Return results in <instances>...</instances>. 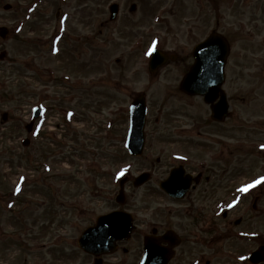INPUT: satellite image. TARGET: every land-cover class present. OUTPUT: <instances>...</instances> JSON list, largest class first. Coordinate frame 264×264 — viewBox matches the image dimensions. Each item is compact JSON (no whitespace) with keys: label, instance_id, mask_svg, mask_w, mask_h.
I'll return each mask as SVG.
<instances>
[{"label":"rangeland","instance_id":"rangeland-1","mask_svg":"<svg viewBox=\"0 0 264 264\" xmlns=\"http://www.w3.org/2000/svg\"><path fill=\"white\" fill-rule=\"evenodd\" d=\"M112 1L121 3L122 12L110 23L107 6ZM1 3H9L12 8L4 10L0 5V26L9 27L15 35L0 38V51H6V57L0 61V264L6 260L7 264H38L41 256H45L38 244L47 240L53 241L47 248V263L54 264V259L59 257L60 264H93V259L76 246V230L86 217L79 218L74 228L70 227V218L65 219V227L56 232L63 235L55 240L39 232L40 224L33 228L32 224L7 223L9 215L3 210L4 203L8 198H17L16 208L9 212L11 216L37 207L36 203H48L43 201L48 191L32 182L38 180L41 162L46 159L62 178L61 203H70L75 197L95 211L117 207L116 174L126 168L133 175L149 165L142 157H129L122 147L128 128V106L140 92L145 93L148 104L146 141H214L215 137L216 141L238 147L233 185L241 188L264 177V44L244 49L238 40L236 64L227 66L229 80L223 85L230 96L231 116L218 126H201L204 120L201 98L182 95L174 73L168 70L171 61H166L168 69L161 66L155 72L157 75L151 77L148 71V52L153 42L155 47H167L169 0H1ZM131 3L136 4L132 14L128 11ZM243 9L250 7L237 0H201V11L210 16L217 10L223 25L234 19L227 16L229 12ZM58 11L64 14V34L68 36L61 37L57 43L60 49L53 54V43L64 22L57 21ZM123 20L141 21L140 27L131 31V37H127L126 30L119 32ZM258 35L255 40L264 38V29ZM86 38L90 45H86ZM26 61L30 66H26ZM34 67H39L41 75L33 73ZM49 69L56 76L67 73L72 81L61 83L50 78ZM75 76L79 84L72 86ZM36 106L47 109L45 119L42 118L45 128L43 132L27 134L24 126ZM25 138L31 141L28 146L22 145ZM155 155L152 152V158ZM18 174L29 177L31 185L25 190L21 188L14 196H2L15 184ZM263 184L264 181L259 184V190L240 200L232 211L234 217L241 216V223L229 226L227 239L220 238L209 248L201 240V251L205 252L201 264L206 260L209 264H244L241 257L233 256L264 240ZM149 187L150 183L134 190L130 182L124 184L126 205L123 206L134 212L137 228L123 245L127 252L115 251L103 264L139 263L142 254L139 232L149 228L146 223L154 222L155 213L160 211H155V207L167 202ZM257 193H260L257 209L252 210L250 206ZM225 194L223 188L217 193L219 197ZM175 207L172 214L169 211L160 214V220L168 218L184 232L190 216L184 213L181 203ZM207 210L210 207L204 208V213ZM215 223L211 228L201 229V238L227 227L222 221ZM24 229L28 230L21 240L17 232ZM233 232L241 238H236ZM247 232H252V238L246 236ZM196 246L199 244L186 243L182 247L189 251V254L184 251L183 264H192L196 259ZM189 249H194L193 253Z\"/></svg>","mask_w":264,"mask_h":264},{"label":"flooded vegetation","instance_id":"flooded-vegetation-1","mask_svg":"<svg viewBox=\"0 0 264 264\" xmlns=\"http://www.w3.org/2000/svg\"><path fill=\"white\" fill-rule=\"evenodd\" d=\"M237 1L243 2L246 6L250 7V9H243L239 12L236 10L231 11V13L229 12L227 16H229L230 19H234L229 20L228 25H223L220 20V18H223L218 14L217 10L211 12L210 16H207L204 10L201 11V0H169V17L167 18L166 23L168 42L166 44L167 47L162 48V50L168 55L167 62H171L169 63L170 69H168L166 65L162 67L173 72L175 80L179 82L194 62V47L201 43V40L206 39L211 34H220L226 40L228 50L224 57L225 82L229 80L227 66L236 64L235 58H237V52L235 44L238 40L243 43L244 49L252 47L251 45L264 44L263 37L259 38L258 41L254 39L256 36H259L258 34L260 31L264 29V0ZM59 16L60 12L57 13V18H59ZM209 18L210 20H207ZM127 20L122 21L119 32L125 33V30H129V33L131 34V31L134 30V28L140 27V20L136 23L135 21ZM86 45H90V42L86 41ZM222 55L221 51H217L213 53L214 57L212 58L215 60H221ZM25 64L26 66H30V63L27 61ZM32 71L33 73L36 72L35 69ZM40 72V69H38L36 72L37 75ZM232 72L234 73V71ZM63 74H65V72L57 76L59 77L58 81L61 83H69L67 79L68 76ZM154 75L157 74L153 73L152 76ZM75 78L77 79V76H75ZM77 84L78 83L75 81L72 86H77ZM181 93H183V96H189L184 92ZM227 99L230 102L229 95H227ZM201 102L204 111V120H201V126L220 125L221 122L214 121L211 118L209 106L203 101L202 96ZM231 113L232 109L230 107L226 119L230 118ZM213 139L214 141H162L161 144L165 145L164 149H157V143L160 141H151V145L148 146V148L146 147L148 153L141 156L144 157L146 161H149V165L145 166V170L138 171H148L150 173L149 179L141 186L133 187L134 176L127 175L126 182L131 183L132 189L137 190L150 183L149 189L151 192H158L162 195V201L167 200L164 206L159 204L155 207V211H160L155 213L156 216L153 219L154 222L146 223L149 228L145 231H140L139 235L143 238V236L147 234H152L153 237L162 239V235L167 230H173L177 235L178 242L176 245H172L173 254L169 264H175L176 262V264H183V259L181 258H184V251L189 254L188 249L182 248L186 243L199 244L200 248L197 246L194 248H196L197 252L196 258L199 264H201V256L205 253L204 251H201V240L209 248L220 238L227 239L226 234L229 231V226H231V224L234 225V221L237 219L232 212L236 207H226V209L222 210L220 216L215 215V209L216 206H221L223 204L226 205L227 198L232 196V192L237 191L236 185H233L231 182L234 170V156L236 155L238 147L235 144H228L226 141H216L217 139L215 137ZM56 142L57 141H55V145ZM157 151L160 153V156L157 155ZM44 152L47 151L44 150ZM152 152H155L156 154L154 159H152ZM155 163L159 164L155 166ZM171 171H174L175 174H177V180L180 181L178 184L183 185L188 183L187 189L180 198L172 197L163 192L160 188V182L165 180ZM58 174L59 173L53 170L52 167L46 169L45 164H43V170H41L40 174L37 176L38 180L32 182L38 184L41 189L48 191V197L43 200L48 203H36L37 207L32 206L27 209V212L20 210L11 216L9 212L16 208V206H13L12 209H9L7 223L13 221L20 226L32 224L33 228H36L37 224H40L42 227L39 232H43V235H50L51 239L56 240L57 238H61L59 235H63V233L56 234V232L61 229V227H65V219L70 218V227L74 228L77 226L79 218L86 217L79 230H76V238L85 227L93 226L98 217L115 209L107 207L105 210L95 211L94 209H89L82 201L78 202L75 197H72L73 200L70 203H61L62 198L60 195L63 190L61 189L62 178ZM32 182L31 180L29 181V177L24 178L22 183L24 186L23 190L30 186ZM222 188L225 190L226 194L223 197H219L217 193ZM258 189L259 188L256 190ZM253 191H250L249 196L253 195ZM7 195V192L2 193V196ZM39 195H41L40 191ZM254 196V199L256 198L258 201L260 193H257ZM178 203H181V206L184 207V213L190 216L188 218L189 223H187L184 232L178 230L168 218H166L165 221H161L159 217V215L165 213V211H169V213L172 214L176 208L175 205ZM206 207H210V211L207 210V212L204 213L203 209ZM212 207L214 208V212L211 210ZM34 209L37 211H32ZM215 221H222L227 227H225L220 233H210L207 235V238H201V225L203 223L209 224L208 227L211 228L216 225ZM240 223L241 217L240 222L236 226ZM136 228L137 226L135 224L133 233L136 231ZM27 230L28 229H24L22 232L25 233ZM30 231L32 232V230ZM233 234L237 238V234L234 232ZM169 241L172 243L171 240ZM263 241L264 240L258 243L256 247L263 243ZM52 242L47 240L44 242L45 246L43 248L46 250V247H50ZM117 245V250H121L124 253L127 252V249L123 246L124 242H118ZM254 246L255 245L250 246L248 249L249 252L255 248ZM45 250L43 252L44 254ZM189 250L190 253H193L194 249ZM231 254H233V252H229V255ZM88 256L95 259L93 255ZM108 256L109 255L101 256L100 264L107 261L106 257ZM41 257L43 258L38 261V264H49L46 263L45 256ZM58 258L59 257H56L54 259V264H60L61 261H59ZM5 264H7V260L5 261ZM206 264H209V260H206Z\"/></svg>","mask_w":264,"mask_h":264},{"label":"water","instance_id":"water-1","mask_svg":"<svg viewBox=\"0 0 264 264\" xmlns=\"http://www.w3.org/2000/svg\"><path fill=\"white\" fill-rule=\"evenodd\" d=\"M4 8H9V5H4ZM110 10V18L112 19L116 13V5H112ZM6 33L7 30L5 27H0V35L3 38L6 36ZM213 42H217L214 40V36L209 37L201 44V49H207L208 47H216L217 49V43L215 46H210V43ZM2 55L0 58H2ZM195 58V63L181 82V90L188 94H201L208 103H213L219 97L216 104H212V115L217 120H223L227 113L226 98L221 89V85L224 81L223 63L216 64L207 61L204 62L203 58L198 60L199 57L197 53ZM163 61L164 57L157 51H154L150 59V70H154L157 66L162 64ZM145 114V101L143 96L139 95L131 103L129 108L130 126L126 142L129 152L134 155L141 152L144 144L143 128L145 124ZM36 115L37 113H35L34 116ZM145 179L146 178L141 175L137 178L138 182L135 184L142 183ZM179 182L180 181L177 180V174H174L172 185L167 184L171 193L177 195L183 192L184 188L181 184H178ZM167 186H165L166 189ZM116 200L120 203L124 202L122 188H120ZM131 229L132 218L129 214L118 211L111 212L109 215L100 218L96 226L86 229L79 237L78 244L83 250L95 255L113 252L116 249L115 242L117 240L128 239ZM170 236L168 232L163 238L169 240ZM160 240L163 239H155L151 235L144 237V254L140 264H167L172 251L169 247L160 245ZM263 253L264 246H261L251 253L249 260L253 263L264 261Z\"/></svg>","mask_w":264,"mask_h":264},{"label":"snow or ice","instance_id":"snow-or-ice-1","mask_svg":"<svg viewBox=\"0 0 264 264\" xmlns=\"http://www.w3.org/2000/svg\"><path fill=\"white\" fill-rule=\"evenodd\" d=\"M153 51H155V42H153V46H152V48L149 50V55H151V53L153 52ZM262 147H264V146H262ZM127 171V169L125 168V169H122L118 174H117V179H119L121 176H123L124 174H125V172ZM262 181H264V177H261L260 179H258V180H254L251 184H245L243 187H241L240 189H239V191H243V192H247L250 188H252V187H254V186H256V185H258V184H260ZM20 189H19V187L17 188V191H19ZM233 203H235V201L233 202ZM233 205H228V207H232ZM241 259H245V257H241Z\"/></svg>","mask_w":264,"mask_h":264}]
</instances>
